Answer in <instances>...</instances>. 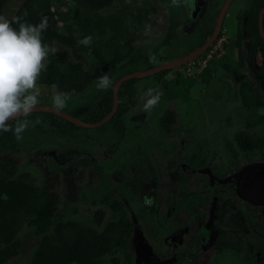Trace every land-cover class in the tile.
Returning a JSON list of instances; mask_svg holds the SVG:
<instances>
[{
    "label": "flooded vegetation",
    "instance_id": "flooded-vegetation-1",
    "mask_svg": "<svg viewBox=\"0 0 264 264\" xmlns=\"http://www.w3.org/2000/svg\"><path fill=\"white\" fill-rule=\"evenodd\" d=\"M179 1L181 6L177 9L174 34H164V42H168V47L173 46L174 58L169 59L165 54L159 55L155 64L138 72L180 60L205 46L210 39L214 40L193 61L147 76L151 79L144 81L152 82L151 90L160 89L165 92V103L161 102L160 105H166L164 113L175 108L181 125L175 132L169 133L162 131L159 123H156L159 130L156 132V142H147L141 149L142 152L136 151L134 157H131V160H136L140 156L141 160L136 164V174L123 178L122 187L128 189L130 194L139 195L143 208L142 215L131 221L124 212L122 203L118 201L122 213L131 224L130 237L122 253L130 258L128 264H135L127 249L129 242L136 236L139 241H143L151 235L153 232L150 227L145 226L153 215L161 214L165 215V220L160 222L158 215L157 220L159 228L163 231L156 237L157 242H161L157 247H145L143 262L139 264H214L215 256L218 260L224 258L222 264H264V0ZM178 29L181 38L177 33ZM161 58L163 61L160 62ZM133 73L137 72H123L117 82ZM160 73L165 75L160 77ZM147 77L125 81L122 86L133 80L131 89L122 102L127 104L131 97L135 104L137 83ZM117 82L113 87V98ZM171 86L173 93L186 90L188 100L180 94L170 99ZM146 90L148 91L147 88ZM195 101L199 106L207 108L218 102H224V108L229 106L222 123L231 128H234L233 123L237 126L236 131L232 133V141H228L224 134L226 131L218 133L219 128L216 127L210 131H207L206 127V131L187 132L188 135L182 137L183 132H186L183 131L185 125H182L186 116L197 117L196 114L200 111L196 110L192 114V111L186 110ZM134 104L129 106L128 112ZM89 111L90 109L83 111L77 108L74 111L76 117L72 116L80 119L84 114L88 116ZM55 116L58 118L51 120L53 125L65 127L61 121L63 118ZM69 128H62L61 131H75ZM244 134H247L246 139L248 142L251 140L253 146L245 154L241 152L236 139L238 135ZM175 137L178 141H171L174 142L172 148L164 146L163 141L167 142ZM95 140L96 143L100 142V139ZM217 144L224 150V159L218 158L215 151L218 149ZM147 149L153 152V155L162 157V161L165 160V170H161L163 177L160 176V179L157 178V170L149 161L151 158L142 154L143 150ZM108 152L114 155L116 152L122 154L124 150L119 151L115 143ZM170 154H176L177 159L168 157ZM176 160L180 162L177 163L178 170L186 175L169 173V166ZM47 161L48 165L53 159L48 158ZM77 161L84 168L95 163L92 157H82ZM158 164L162 165L160 162ZM128 166L129 163L120 165L124 170L128 169ZM133 167L132 172L136 170L135 166ZM119 173L115 175L118 176ZM200 173L206 175L204 180L190 183L191 178L201 175ZM206 177L209 178L207 182ZM125 179L130 180L125 182ZM95 190L100 195L110 196L105 187H96ZM116 191L122 194L118 189ZM147 200L150 201L148 205L144 202ZM168 218L177 225L174 224L171 228L165 226ZM151 236L155 237L154 234ZM167 251L169 255H164ZM202 253L210 255V263H203ZM236 258L237 261L234 262ZM218 260L216 258L215 263ZM218 263L220 264V261Z\"/></svg>",
    "mask_w": 264,
    "mask_h": 264
},
{
    "label": "trees",
    "instance_id": "trees-1",
    "mask_svg": "<svg viewBox=\"0 0 264 264\" xmlns=\"http://www.w3.org/2000/svg\"><path fill=\"white\" fill-rule=\"evenodd\" d=\"M122 1L0 0V14L10 20L18 16L30 23H38L46 16L48 27L43 32V39L57 51L46 58L38 86L53 88L55 92L62 90L69 95H82L94 84L96 73L103 75L106 70L120 68L134 54L135 42L143 32L158 29L156 5L146 2L111 10ZM85 36L92 37L91 43H78ZM90 60L95 70L89 68ZM122 74L111 78L107 88L99 89L103 95L88 104L90 111L84 121L95 123L110 113L114 102L113 87ZM164 75L158 74L160 77ZM132 81L122 86L120 105L113 119L101 126L111 124L120 139L124 137L125 117L134 104L131 97L127 104L122 102ZM172 91L169 92L170 99L180 94L188 100L186 90ZM244 103L246 105V100ZM71 115H75L74 112ZM40 116L47 118L50 124H53L51 120L58 118L38 112L20 119L37 120ZM178 116L175 108L168 109L160 118V129L175 132L181 125ZM61 121L70 127L69 130L79 128L64 119ZM18 122L12 121V126ZM246 135L236 138L244 154L253 148ZM25 138L23 133L20 140L12 131L0 133V264H8L19 256L22 248L20 235L24 227L33 228L38 238L29 264H128L130 258L122 252L130 237L131 224L122 213L121 204L102 194L98 201L100 205L89 214L87 222L66 219L60 210L61 199L56 191L58 177L40 186L30 172L21 171L19 154ZM96 202L93 201V205H98Z\"/></svg>",
    "mask_w": 264,
    "mask_h": 264
},
{
    "label": "rangeland",
    "instance_id": "rangeland-1",
    "mask_svg": "<svg viewBox=\"0 0 264 264\" xmlns=\"http://www.w3.org/2000/svg\"><path fill=\"white\" fill-rule=\"evenodd\" d=\"M146 2H151L157 6V22L159 25L158 29L151 33L143 32L135 42V52L130 58H127V60H129H125L123 64L120 65V68H117L116 70L111 69L112 71L108 72V70H106V72H104L109 76L110 79L114 78L117 74H122L123 72L144 71L149 66L155 64L159 55H168L169 59L174 58L175 56L173 46L171 45L168 47V42H164V34L166 32L174 34V21L175 19L177 21L176 13L179 6H181V1L123 0L122 2L115 4L111 10H118L123 5L125 7L131 8L135 4L142 5ZM177 33L181 38V32L179 29L177 30ZM161 61H163V58L160 59V62ZM88 65L92 70L96 69L91 60L89 61ZM117 70L118 72H116ZM100 76H102L101 73H96L94 84L85 94L69 95L70 99L68 103L63 109L60 110L67 112L68 114H73L77 108L85 111V109H88V104H93L95 100L100 99L103 95L102 92H99V89L101 88L97 87V80ZM150 79L151 77H147L144 78L143 81L137 83L136 102L125 117L124 137L121 139L119 135L116 137L117 131L110 126L111 124L109 126L105 125L103 128L79 127L76 129L74 128L73 130L75 131H67L68 133H66L65 131L61 130L62 128L66 130L68 126H61V128L54 127L53 124H50L48 119L44 118L43 116H40L37 120L32 118H23L27 119L29 124L23 132V135L27 138H25L20 146L21 152L19 154V158L21 161V171L30 172L34 179H36L37 184L40 186L46 183H51L54 177H58L56 191L59 193L61 199L60 210L64 213L66 219L70 218L78 220L82 223L89 220V214L100 205L98 204V201L101 198V195L95 190L96 187H105L111 197V201L116 200L122 203L123 210L126 212L131 221H134V218L140 217L142 215L141 211L143 207L141 197L137 194H130V191L122 187V184L123 178H127V176L129 177L131 175L134 176L138 170L136 164L141 160L140 156L139 158L137 156L138 159L136 160H131V157H134L136 151L142 152L141 149L145 147L147 142H156V132L159 131L156 123H159L160 117L166 110V105L163 104L165 103L164 97L166 94L160 89L157 91L152 90L151 92L152 95H158V102L149 110L143 108V104L146 103L148 98L145 95V93L148 92L146 88L148 90L153 89L152 82L144 81ZM171 85L173 84L171 83ZM38 87L40 96L39 103L37 105L53 107L52 96L56 92L53 90V88L49 89L42 86ZM162 87L163 86H161V88ZM161 102L163 103L160 105ZM223 103L218 102L217 104L210 106V108L202 107V105L199 106L196 101L192 103L191 106H188V108L186 105V110H189L190 112L192 111V114L196 110L200 111L197 112V117H193L192 115L186 116V120L182 124L185 125L183 131L186 130V132H183L182 137L185 138L188 135L187 132L195 131V133H198L200 130L206 131V127L207 131H210L216 127L220 129L217 130L219 131L218 133L226 131L224 134L227 136L228 141H232V138L234 137L232 133L236 131L237 126H235V123H233L234 128H231L222 123L224 120L223 116L226 115L225 111L229 110V106L224 108ZM211 116L215 117L213 118ZM80 119L84 121V119H86V115L84 114L80 117ZM186 127H189V129L187 130ZM112 128L116 133L112 131ZM95 138L97 141L100 139V142L96 143ZM171 141L177 142L178 138L175 137L173 139L167 140V142L163 141L164 146L167 148H172L174 142ZM115 143L118 145L119 151L124 150V153L119 154V152H116L113 155L108 152L111 146ZM217 147L218 149H215V151L218 155V158L220 159L221 157H225L224 150H222L218 144ZM143 152V155L151 158L149 161L154 166L155 170H157V178L160 179V176L163 177L161 170L164 167L165 160L162 161V157H159L157 154L153 155L154 153H151V151H148V149L143 150ZM238 154H240V152H238ZM175 155L170 154L168 157L177 159ZM89 156L94 159V164H90L87 166V168H84L81 163H77L78 159H81L82 157L90 158ZM48 158H52L53 161H50V163L47 165ZM160 159L161 161H159ZM158 162L162 163V165L158 164ZM178 162L179 161L176 160V162H173L171 166H169V173L174 172L175 174L181 173L186 175L185 172L178 170ZM124 163H129L128 169L124 170L120 167V165ZM216 163L218 164L219 160ZM133 166L136 168L134 172H132V169L134 168ZM116 171L120 172L118 176L115 175L117 173ZM200 174L202 177L201 175L194 176L191 178L190 183H193L196 180L202 182L206 175L202 173ZM114 177H117V179H114ZM208 179L209 178L206 177V182ZM128 180L125 179V182H129ZM116 189L122 192V194L116 191ZM93 201H97L96 204L98 205H93ZM144 202L148 205L150 201L147 200ZM157 215L160 218V222L165 220V215ZM157 215H153L145 226L146 228L150 227L151 232H153L151 235L154 234L155 237L152 238L151 235H148V237L145 238L146 240L143 239V241H139V237L136 236L129 242L127 246L128 252L132 255V259L135 261V264L143 262L145 247H150V245L157 247L156 245L159 246L161 242V240L157 242L156 239V237L160 236L163 231L161 230L162 228H159ZM166 221L167 222L164 223L165 226L167 225L170 228L174 227V224L177 225L175 221H171L170 218H168ZM167 230H169V232L171 231L169 228ZM155 233H157V235ZM20 236L22 240L20 254L8 264L30 263L32 254L37 245V235L35 234V230L33 228L24 227ZM164 255H169V252L167 251ZM201 255H203L202 258L204 259H202L203 263H210V255H205L204 253ZM216 258L218 260V257L215 256L214 264H219L218 261H220V264H222V260L224 262V258H222L215 263ZM236 261L237 258L234 259V262ZM228 264H231V262Z\"/></svg>",
    "mask_w": 264,
    "mask_h": 264
},
{
    "label": "clouds",
    "instance_id": "clouds-1",
    "mask_svg": "<svg viewBox=\"0 0 264 264\" xmlns=\"http://www.w3.org/2000/svg\"><path fill=\"white\" fill-rule=\"evenodd\" d=\"M48 27V18L41 17L38 23H30L20 17L11 20L0 14V133L12 131L17 140L28 127L27 117L39 103L38 80L45 68L46 58L57 49L43 39ZM92 37L85 36L78 43L89 45ZM107 74L98 77L97 87L107 88ZM148 97L144 105L149 110L158 102V95ZM70 99L69 93L59 90L52 96L54 110L63 109ZM19 121L15 127L12 121Z\"/></svg>",
    "mask_w": 264,
    "mask_h": 264
},
{
    "label": "water",
    "instance_id": "water-1",
    "mask_svg": "<svg viewBox=\"0 0 264 264\" xmlns=\"http://www.w3.org/2000/svg\"><path fill=\"white\" fill-rule=\"evenodd\" d=\"M223 15L221 16L220 20H219V25H221V21H222ZM217 33V32H216ZM215 33V34H216ZM215 37V36H214ZM214 38L210 39L205 46H203L202 48H200L199 50L193 52L192 54L177 60V61H172L169 63H166L164 65H161L159 67H156L154 69L145 71V72H137V73H133V74H129L127 76L122 77L116 84L115 88H114V105L112 110L110 111V113L108 115H106L102 120L95 122V123H88L85 122L83 120H80L78 118L73 117L70 114L64 113L62 111L59 110H54L51 107H47V106H40V105H36L33 112H47V113H52L55 114L57 116H60L61 118L73 123L74 125L78 126V127H82V128H98L103 126L104 124H106L107 122H109L111 119H113V117L115 116V114L117 113L118 110V106H119V90L122 86V84L125 81H128L130 79L133 78H140V77H147L150 75H154L155 73H158L160 71L166 70V69H171L174 67H178L181 66L183 64H186L190 61H193L196 57H198L200 54H202L207 47H209L212 42H213ZM264 196V195H263Z\"/></svg>",
    "mask_w": 264,
    "mask_h": 264
}]
</instances>
